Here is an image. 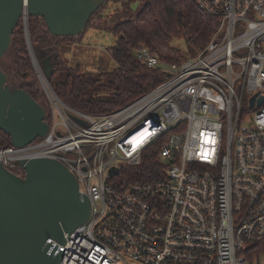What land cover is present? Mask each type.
I'll use <instances>...</instances> for the list:
<instances>
[{
    "label": "built area",
    "instance_id": "obj_1",
    "mask_svg": "<svg viewBox=\"0 0 264 264\" xmlns=\"http://www.w3.org/2000/svg\"><path fill=\"white\" fill-rule=\"evenodd\" d=\"M194 2L219 21L208 46L170 64L139 47L163 80L124 109L77 111L36 69L48 134L0 150V162L24 171L22 160H57L90 199L89 220L48 242L60 264H264V252L250 256L264 243V0ZM154 144L162 178L123 182Z\"/></svg>",
    "mask_w": 264,
    "mask_h": 264
},
{
    "label": "trees",
    "instance_id": "obj_2",
    "mask_svg": "<svg viewBox=\"0 0 264 264\" xmlns=\"http://www.w3.org/2000/svg\"><path fill=\"white\" fill-rule=\"evenodd\" d=\"M136 3L139 5L134 10ZM109 5L118 6L107 16L108 29L118 37L116 46L110 51L117 69L96 76L82 73L79 68H69L63 60L64 55L80 42L87 29L93 27V21ZM218 26V19L206 14L194 0H106L86 30L76 37H54L42 18L28 19L29 38L36 59L42 63L50 58L54 67L49 83L56 95L71 108L91 116H106L124 109L162 82L161 70L151 69L137 59L135 52L139 47H146L165 64L181 63L203 51ZM174 40L185 42V54L172 45ZM0 67L11 87L28 92L49 113L23 21L13 32L12 44L0 61ZM10 147L11 138L0 130V150ZM163 169L160 147L154 144L146 150L140 165L122 170L121 179L127 184L155 182L162 178ZM12 172L25 176L24 171ZM260 252H264V243L254 245L250 256Z\"/></svg>",
    "mask_w": 264,
    "mask_h": 264
},
{
    "label": "water",
    "instance_id": "obj_3",
    "mask_svg": "<svg viewBox=\"0 0 264 264\" xmlns=\"http://www.w3.org/2000/svg\"><path fill=\"white\" fill-rule=\"evenodd\" d=\"M106 0H0V61L12 44L13 32L21 21L35 69L48 81L54 67L48 58L39 63L29 38V17L42 18L54 37L82 34ZM139 3L133 5L136 10ZM263 98L260 102H263ZM254 100L252 101V104ZM45 109L31 95L8 84L0 67V130L20 148L44 138L49 131ZM19 164L18 176L0 162V264H60L50 240L65 243L85 224L92 213L90 199L79 190L76 176L57 160L38 158ZM113 169L111 174L116 173Z\"/></svg>",
    "mask_w": 264,
    "mask_h": 264
},
{
    "label": "rangeland",
    "instance_id": "obj_4",
    "mask_svg": "<svg viewBox=\"0 0 264 264\" xmlns=\"http://www.w3.org/2000/svg\"><path fill=\"white\" fill-rule=\"evenodd\" d=\"M117 7V5L106 6L100 13L101 16L93 21V27L87 29L80 42L74 44L64 55L63 60L69 68H79L82 73L96 76L111 73L117 69V64L113 60L110 51L116 46L118 37L108 29L110 24L107 22V16L111 10L114 11ZM172 45L184 54L187 52L183 40H174ZM163 67L166 69L167 65H163ZM104 94L109 93L104 92ZM46 106L50 111L48 103Z\"/></svg>",
    "mask_w": 264,
    "mask_h": 264
}]
</instances>
